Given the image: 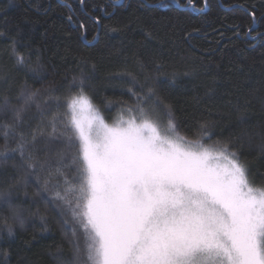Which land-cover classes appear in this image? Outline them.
Listing matches in <instances>:
<instances>
[{
	"label": "trees",
	"instance_id": "16d2710c",
	"mask_svg": "<svg viewBox=\"0 0 264 264\" xmlns=\"http://www.w3.org/2000/svg\"><path fill=\"white\" fill-rule=\"evenodd\" d=\"M81 88L107 121L141 107L170 114L176 134L226 145L264 187V0H0V193L28 209L12 236L0 218V264L87 262L83 216L74 219L67 203L76 208L84 184L67 115ZM21 136L39 185L17 183Z\"/></svg>",
	"mask_w": 264,
	"mask_h": 264
},
{
	"label": "snow or ice",
	"instance_id": "6c2138e0",
	"mask_svg": "<svg viewBox=\"0 0 264 264\" xmlns=\"http://www.w3.org/2000/svg\"><path fill=\"white\" fill-rule=\"evenodd\" d=\"M13 53L17 64L24 65V56L15 49ZM68 108L71 130L80 142L85 184L76 208L67 203L74 219L83 216L87 262L264 264V189L250 184L248 170L235 152L228 154L226 145L215 154L186 148L181 138L162 133L147 117L109 127L82 88ZM21 112L17 110L13 123L5 125L6 139ZM56 131L53 124L52 132ZM167 131H175L170 114ZM12 151L19 152L26 169L17 183L27 186L35 177L39 185L33 151L23 136ZM220 157L228 160V167L213 163ZM56 174H61L59 167ZM48 183L45 179L43 190H48ZM54 195L66 200L59 191ZM10 196V191L0 193V218L12 236L14 225L24 226L28 209ZM81 198L86 201L83 213L77 212ZM76 253H81L79 245Z\"/></svg>",
	"mask_w": 264,
	"mask_h": 264
},
{
	"label": "rangeland",
	"instance_id": "374dc122",
	"mask_svg": "<svg viewBox=\"0 0 264 264\" xmlns=\"http://www.w3.org/2000/svg\"><path fill=\"white\" fill-rule=\"evenodd\" d=\"M79 94L80 93H77V94L73 95L72 97L77 96ZM83 94L86 95L87 97H89L87 94H85V93H83ZM72 97L69 99V102L72 99ZM141 109H143V114L141 113ZM100 115L103 117V115L101 113H100ZM133 117L136 118L137 122H140L143 117H147V118L153 120L158 125V127H159V129H160V131L162 133L171 135V137L173 139L181 138V143L186 148H190V149H193V150H200V151H203L204 149H207V150L213 152L214 154L220 150L219 147L206 146V145H203V144H201L199 142L187 140L185 138H182L180 135L176 134L175 132L168 133V131H167V129H168V120L167 119L165 120L162 116L157 114L156 111L153 110L151 107H148V108L147 107H141L138 110H132V111H121L117 115V117H115V119L112 120V121H107L104 117H103V119H104L105 123L109 127H116V126H120L123 122H126V121H128L129 119H131ZM124 126H126V125H124ZM79 144H80V142H79ZM213 163L216 164V165H219V167L221 169L228 167V160L223 158V157H220V158L214 160ZM83 166H84V163H83ZM84 184H85V173H84ZM251 185L255 189H264V187H262V186H255L253 184H251Z\"/></svg>",
	"mask_w": 264,
	"mask_h": 264
}]
</instances>
